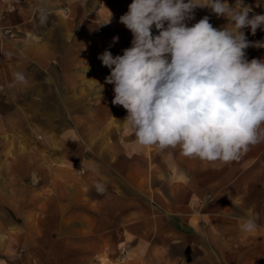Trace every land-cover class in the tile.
I'll list each match as a JSON object with an SVG mask.
<instances>
[{
    "label": "crops",
    "instance_id": "0c3cea01",
    "mask_svg": "<svg viewBox=\"0 0 264 264\" xmlns=\"http://www.w3.org/2000/svg\"><path fill=\"white\" fill-rule=\"evenodd\" d=\"M131 3L0 0V264H264V142L229 163L142 147L112 103L98 56L131 47ZM245 3L264 14V0ZM204 16L227 23L196 8L188 26Z\"/></svg>",
    "mask_w": 264,
    "mask_h": 264
},
{
    "label": "clouds",
    "instance_id": "9594fccd",
    "mask_svg": "<svg viewBox=\"0 0 264 264\" xmlns=\"http://www.w3.org/2000/svg\"><path fill=\"white\" fill-rule=\"evenodd\" d=\"M196 8L227 23L216 28L204 16L188 26ZM252 11L245 0H132L119 18L132 33L131 47L116 56L105 50L98 59L110 69L112 103L127 111L123 121L140 146L179 147L186 157L229 163L264 142V59L248 60L246 52L264 41H249L244 31L264 30V14ZM13 78L28 83L23 72ZM94 187L105 191L101 182ZM259 218L243 220L241 230L255 231Z\"/></svg>",
    "mask_w": 264,
    "mask_h": 264
},
{
    "label": "built area",
    "instance_id": "2783aa9c",
    "mask_svg": "<svg viewBox=\"0 0 264 264\" xmlns=\"http://www.w3.org/2000/svg\"><path fill=\"white\" fill-rule=\"evenodd\" d=\"M3 34L7 35L8 37H13L15 35V32L14 31H11L10 29H4L3 30ZM76 171L78 173H82L83 172V170L80 169V168L76 169ZM208 197H209V195H208ZM121 253H123V251H121Z\"/></svg>",
    "mask_w": 264,
    "mask_h": 264
}]
</instances>
